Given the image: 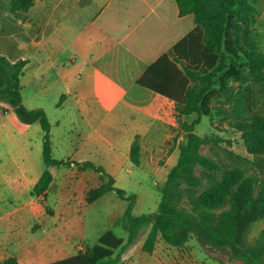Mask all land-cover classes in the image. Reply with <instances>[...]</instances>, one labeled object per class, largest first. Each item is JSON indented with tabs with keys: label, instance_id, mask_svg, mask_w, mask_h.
<instances>
[{
	"label": "crops",
	"instance_id": "crops-1",
	"mask_svg": "<svg viewBox=\"0 0 264 264\" xmlns=\"http://www.w3.org/2000/svg\"><path fill=\"white\" fill-rule=\"evenodd\" d=\"M45 1L37 0L36 37L27 35L38 53V72L30 77L28 83L35 77L44 85L50 78L53 82H60V101L71 105L78 119V122L70 123L77 128L73 136L56 135L54 128L59 127L61 121L56 119L52 123L50 120L53 156L78 162L91 160L103 165L113 175L116 173L114 169L119 171L132 163L130 145L136 134L146 132L153 139L168 123L175 124L169 116L170 111L175 109L174 102L139 85L137 79L196 27L194 17L190 13L181 15L176 0H66V7L59 10L61 17L55 25L56 29L69 33L70 54L64 56L63 51L58 54L55 51L56 46H61V41L48 38V25L43 12ZM67 14H71L69 24L63 20ZM20 58L28 59L24 67L26 70L32 59L29 54ZM24 92L22 87V102L28 107L27 102L34 94L25 96ZM28 108L43 106L34 104ZM115 111L133 112L130 118H125L123 125L126 128L123 130H119L112 120ZM11 113V109L0 113L2 255H13L12 251L31 246L30 238L22 236L21 229H16L19 222L9 217L8 210L2 211L1 208L10 205L8 197L22 196L31 191L44 169V162L43 165L40 163L43 131L39 123L20 124ZM142 116L143 120L139 121ZM9 122L20 128V134L5 129ZM73 171L78 173L56 184L52 197L53 205L63 208L55 213L62 223L58 226L57 236L43 244L52 254L69 246L74 247L80 240L94 244L125 209V201L120 199L121 202H117L110 192L91 203L86 202L84 191L91 186L98 187L101 184L100 175L90 169H81L74 163L52 168L53 182L48 192L56 175ZM19 202L25 203L26 200ZM99 206H104L107 212L104 221L98 215ZM76 207H83L82 217L74 211ZM89 213L90 216H97L92 221L91 232L84 224L85 215ZM160 242L149 254L150 260L146 264H205L197 262L187 253L172 250L174 246L159 247ZM35 256L28 253L25 262L29 264Z\"/></svg>",
	"mask_w": 264,
	"mask_h": 264
},
{
	"label": "rangeland",
	"instance_id": "rangeland-1",
	"mask_svg": "<svg viewBox=\"0 0 264 264\" xmlns=\"http://www.w3.org/2000/svg\"><path fill=\"white\" fill-rule=\"evenodd\" d=\"M224 2L226 0H219L217 5V0H212L211 7L219 9ZM45 3L47 7L43 8V12L48 25L46 27L48 38L61 41V46H56L55 51L57 54L63 51L64 56H68L70 54L69 33L67 30L55 28L61 17L59 10L66 7L67 1L46 0ZM36 8L37 0H0V53L5 54L11 60L29 54L32 63L24 70L21 77L24 95L34 94L31 101L27 102L28 107L34 104L42 105L52 123L56 119L61 121V125L54 128V133L73 136L77 128L74 123L73 125L70 123L78 122V119L72 106L65 101H60V82H53V79L50 78L49 82L46 79L47 83L44 85L39 78L35 77L31 83H28L31 80L30 77L37 75L38 72L37 49L28 38V36L36 37ZM70 18L71 14H67L63 20L69 24ZM234 23L233 37L239 49L240 60L257 56L264 58V0H242V5L236 9ZM216 86L218 85L216 84ZM57 103L59 104L57 105ZM0 106H8V103L4 99H0ZM132 113L114 112L112 120L119 130L126 128L123 122L128 117L130 118ZM254 113L264 115V70L246 69L241 78L229 81L224 96L212 99L210 114L203 115L195 126L194 131L202 138L198 151L202 155L210 156L215 167L209 170L195 166L193 174L198 182L191 190L198 200L210 204L215 214L229 209V200L232 195L239 192L245 185L251 186L253 197L259 195L264 185V148L245 136L242 131L244 121ZM11 114L18 123L26 124L19 120L13 111ZM169 116L175 124L168 123L162 131L157 133L155 138L152 139L146 132L140 133V164L138 166L129 163L119 171L113 168L116 170V173L113 174L115 184L124 188L128 193L136 194L137 201L134 207L136 214L155 213L160 199V188L164 184L166 175L177 162L180 145L186 142L187 134L180 129L176 110H171ZM192 118L193 116L188 117V121H191ZM142 120L143 116L139 121ZM77 124L79 125V123ZM7 128L10 132L13 130L17 133L20 132V128L11 125V122L5 129L7 130ZM19 157L20 155L17 156V158ZM40 163L43 165L42 159ZM113 165L115 166V164ZM74 173H78V171L56 175L55 182L45 200L37 197L31 190L22 196L8 197L10 205L1 208L2 211L8 210L9 217L19 222V228L16 229H21V235L30 238L31 246L29 248L12 251L19 264H28L24 259L28 253L36 254L29 264H42L45 261L70 256L80 248L93 245L80 240L74 247L69 246L54 254L49 253L47 247L43 246L52 237L57 236L58 226L62 225L60 220L55 217V213L56 210L60 211L63 208L53 205L52 197L56 191V184L64 178H73ZM90 188L96 187L91 186ZM88 189L84 191L85 200ZM110 194L114 200L121 202L119 201L121 198L115 193L110 192ZM21 199L26 202L20 203ZM86 202L88 201L86 200ZM111 205L114 204L111 203ZM74 211L79 217H82L83 207H76ZM98 213L104 221L107 217L105 207L99 206ZM95 216V214L90 216L89 213L84 218V224L90 232L92 221L97 218ZM113 229L117 235L126 236V232L121 227L116 226ZM143 239L144 234L142 233L128 248L124 256L125 263L146 264L149 262V254L141 250ZM244 241L247 259L233 258L231 264L238 262L264 264V216L250 224L244 234ZM166 246L167 244L160 242L159 247ZM172 250L187 253L189 257H195L197 262L223 264L222 260L211 257L206 252L205 245H202L194 234L183 247H175ZM8 256L11 255L0 254V263L4 257Z\"/></svg>",
	"mask_w": 264,
	"mask_h": 264
},
{
	"label": "trees",
	"instance_id": "trees-1",
	"mask_svg": "<svg viewBox=\"0 0 264 264\" xmlns=\"http://www.w3.org/2000/svg\"><path fill=\"white\" fill-rule=\"evenodd\" d=\"M211 2L176 0L179 13L192 14L196 27L137 79L139 85L174 102L180 129L187 134L185 144L179 147L177 162L160 188L155 213L136 214V194L118 187L114 176L103 165L91 160L78 162L53 156L51 122L47 112L43 108H28L22 102L21 77L28 59L11 60L0 53V99L8 103V106H0V113L11 109L21 121H37L43 131L44 169L32 192L45 200L53 182L52 168L74 163L81 169H90L100 175L101 184L87 190L88 202H93L107 192H113L125 201L123 214L92 246L45 264H125L124 256L128 248L142 233L144 239L141 250L148 254L153 253L159 241L183 247L194 234L202 245L228 253L230 260L247 259L244 234L253 221L264 216V185L257 197H253L251 186L245 185L232 195L230 208L219 214L214 213L210 204L198 200L191 190L198 182L193 174L195 166L209 170L215 167L210 156L198 151L202 138L194 131L195 126L203 115L210 114L212 99L224 96L231 79L241 78L246 69L264 70L263 57L240 60L233 31L236 9L242 5V0H226L219 9H213ZM190 116L193 118L188 121ZM242 131L264 148V115L254 113L244 121ZM139 149V134H136L129 154L135 166L140 164ZM116 226L121 227L126 236L117 235L113 229ZM0 264L19 262L16 256L11 255Z\"/></svg>",
	"mask_w": 264,
	"mask_h": 264
},
{
	"label": "water",
	"instance_id": "water-1",
	"mask_svg": "<svg viewBox=\"0 0 264 264\" xmlns=\"http://www.w3.org/2000/svg\"><path fill=\"white\" fill-rule=\"evenodd\" d=\"M205 250L211 257H215L222 260L224 264H231V260L228 253L222 252L220 249L210 247L209 245H205ZM238 264L242 263L238 262Z\"/></svg>",
	"mask_w": 264,
	"mask_h": 264
},
{
	"label": "flooded vegetation",
	"instance_id": "flooded-vegetation-1",
	"mask_svg": "<svg viewBox=\"0 0 264 264\" xmlns=\"http://www.w3.org/2000/svg\"><path fill=\"white\" fill-rule=\"evenodd\" d=\"M233 261V260H232ZM238 264V263H237Z\"/></svg>",
	"mask_w": 264,
	"mask_h": 264
}]
</instances>
